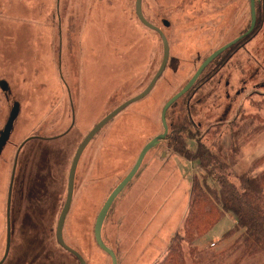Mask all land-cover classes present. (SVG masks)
<instances>
[{
    "label": "rangeland",
    "instance_id": "374dc122",
    "mask_svg": "<svg viewBox=\"0 0 264 264\" xmlns=\"http://www.w3.org/2000/svg\"><path fill=\"white\" fill-rule=\"evenodd\" d=\"M134 3L0 0V131L13 103H19L0 154V260L7 191L19 145L31 136L59 135L73 123L64 136L31 138L20 148L11 198V248L1 264H79L55 238L72 158L90 129L139 94L161 62V39L140 23ZM141 9L166 35L168 59L149 93L106 122L79 159L62 235L86 264H111L94 238L97 214L143 145L163 131L160 113L166 100L210 53L250 24L249 0H142ZM255 12L252 34L210 62L190 94L168 108L167 136L146 152L108 209L101 238L117 264H156L171 238L181 236L191 180L196 175L200 179L202 170L188 154L195 141L179 132L180 127L197 132L194 140L227 162L235 145L237 171L263 155L264 0H255ZM179 144L188 148L186 155L175 150ZM234 227V219L225 213L191 245L203 250L205 260L232 244L238 232L224 234ZM187 248L183 243L191 264ZM236 254L224 253L203 264H229ZM239 264H264V252Z\"/></svg>",
    "mask_w": 264,
    "mask_h": 264
},
{
    "label": "trees",
    "instance_id": "16d2710c",
    "mask_svg": "<svg viewBox=\"0 0 264 264\" xmlns=\"http://www.w3.org/2000/svg\"><path fill=\"white\" fill-rule=\"evenodd\" d=\"M220 56L216 57L213 62L217 61ZM189 91L186 93L187 96L190 94ZM190 126L195 128L192 122ZM181 130L185 132L187 139L196 143L195 148L190 150L192 153L188 154H190V159L196 160L202 173L199 175L200 179L196 178L198 176L196 175L191 180L188 209L182 222L181 236L175 235L171 238L163 258L156 264H187L183 243L188 246L187 252L191 258V264L211 262L224 253L233 252L237 254L229 264H239L247 256L264 252V167L261 168L264 153L250 160L247 168L237 171L235 165L239 159L235 145H233L235 140L232 143L233 151L228 154L230 161L227 162L225 157L223 160L220 159L219 154L213 153L199 139L194 140L199 138L195 135L197 132L187 130L185 126L180 127L179 132ZM234 134L237 135V132ZM181 139L179 137V141ZM172 140L175 143L179 142L174 138ZM175 150L186 155L188 148L179 144ZM225 213L234 219L235 227L227 231L224 236L236 232L238 235L228 248L212 253L203 260V250H197V247L191 244L207 233Z\"/></svg>",
    "mask_w": 264,
    "mask_h": 264
},
{
    "label": "water",
    "instance_id": "95a60500",
    "mask_svg": "<svg viewBox=\"0 0 264 264\" xmlns=\"http://www.w3.org/2000/svg\"><path fill=\"white\" fill-rule=\"evenodd\" d=\"M141 2H142V0H135V3H134L135 15H136L137 19L140 21V23H142L147 28L156 31V33L159 35V37L161 39V43H162L161 62H160V65H159L157 71L155 72V74L153 75V77L151 78V80L149 81L147 86L139 94H137L134 97L124 101L119 106H117L115 109L110 111L107 115H105L99 122H97L92 127V129H90V131L85 135V137L82 139V141L80 142V144L78 145V147H77V149L75 151V154L73 156V159L71 161L70 168H69V171H68L65 201H64V204H63L62 209L60 211V214L58 216L57 222H56L55 238H56L57 243L62 248L67 250L69 253H71L78 260L79 264H86L84 258L76 250H74L73 248H71L70 246H68L65 243V241L63 239V235H62V228H63V225H64V221H65L68 209H69L71 201H72L74 174H75V168H76L77 162L79 160V157H80L82 151L84 150L85 146L87 145V143L91 140V138L99 131V129L106 122H108L114 115H116L120 110H122L128 104H130L131 102H134L136 100H139L140 98L144 97L146 94L149 93V91L153 88V86H154L155 82L157 81V79L162 74V72H163V70L165 68L167 59H168L169 44H168V40L166 38V35L164 34V32L162 31V29L160 27L152 24L151 22H149L144 17V15L142 13V9H141ZM249 7H250V24H249L248 29L244 33L239 35L238 37L232 39L231 41L225 43L224 45L220 46L219 48L214 50L212 53H210L200 63V65L194 71V73L190 77V79L184 84V86L181 87L176 93H174L171 97H169L166 100V102L164 103V105H163V107L161 109V113H160L161 121H162V125H163V131L160 134H158V135L154 136L153 138H151L149 141H147L143 145V147L141 148V150H140V152H139V154L137 156V159H136L135 163L133 164V166L131 167V169L119 181V183L112 189V191L109 193V195L105 199L103 205L101 206V208H100V210H99V212L97 214V217H96V220H95V224H94V238H95V241L98 244V246L109 255V257L111 259V264H117L115 254L109 247H107L104 244V242L102 241V238H101V227H102V223H103V220H104V218H105V216L107 214L108 209L110 208L113 200L118 195V193L124 188V186L134 176V174L138 170V168H139V166H140V164L142 162V159H143L144 155L146 154V152L149 149H151L153 146H155L159 141L165 139V137L167 136V134H168V125H167V121H166V114H167L168 108L174 102H176L180 97L184 96L192 88V86L195 84V82L197 81V79L199 78V76L201 75L203 70L208 66V64H210V62H212L221 53H223L225 50H227L228 48H230L231 46H233L238 41H240L241 39H243L245 36H247L248 34H250L252 32V30L254 29V26H255V22H256L255 0H249ZM164 25H167L166 21H164ZM5 86H6L5 83H2V88L3 89L5 88ZM18 111H19V103L18 102H14L13 105H12V108H11L9 114H8L7 121L4 124L3 129L0 131V154L2 152L3 147L5 146V144L7 143L8 139H9L10 132L12 130L14 120H15V118L18 115ZM31 138H35V136H31V137H28L27 139H25L19 145V147L17 149V152L15 154V157H14V162H13L12 171H11V175H10V183H9V191H8V197H7V205H6V247H5V251H4L3 257L0 260V264L2 263V261L5 258V256L7 255V252H8V249H9V244H10V222H9V214H10L9 207H10V194H11L10 191H11L12 183H13V180H14V173H15V168H16V163H17L18 152H19L20 148L22 147V145L27 140H29Z\"/></svg>",
    "mask_w": 264,
    "mask_h": 264
},
{
    "label": "flooded vegetation",
    "instance_id": "af4514ba",
    "mask_svg": "<svg viewBox=\"0 0 264 264\" xmlns=\"http://www.w3.org/2000/svg\"><path fill=\"white\" fill-rule=\"evenodd\" d=\"M72 126H73V123L71 121V124L66 129V131H64L63 133H61L59 135H55V136H52V137L35 136V138L40 139V140H52V139H55V138H59L61 136H64L65 134H67L71 130ZM81 155H82V153H81ZM81 155H80V157H81ZM80 157H79V159H80ZM78 163H79V160H78L77 165H76V168H75L74 183H75V175H76V170H77ZM13 182H14V180H13ZM74 183H73V192H74ZM8 191H9V186H8ZM8 191H7V197H8ZM12 191H13V183H12V188H11V191H10L11 194H10V207H9V210H10V214H9V222H10V244H9V249H8L7 255L5 256L4 260H6V258L8 257V254H9V251H10V248H11V234H12V225H13V223H12V217H11V198H12ZM72 197H73V194H72ZM6 205H7V201H6ZM55 228H56V226H55ZM5 247H6V232H5ZM4 251H5V248H4Z\"/></svg>",
    "mask_w": 264,
    "mask_h": 264
},
{
    "label": "crops",
    "instance_id": "0c3cea01",
    "mask_svg": "<svg viewBox=\"0 0 264 264\" xmlns=\"http://www.w3.org/2000/svg\"><path fill=\"white\" fill-rule=\"evenodd\" d=\"M189 190H190V187H189ZM188 200H189V194H188ZM187 209H188V202H187V206H186V209H185V214H186V212H187ZM185 214H184V216H183V218H182L181 226H182V222H183V219H184V217H185ZM166 248H167V247H166Z\"/></svg>",
    "mask_w": 264,
    "mask_h": 264
}]
</instances>
